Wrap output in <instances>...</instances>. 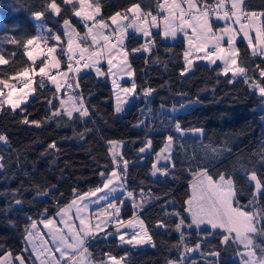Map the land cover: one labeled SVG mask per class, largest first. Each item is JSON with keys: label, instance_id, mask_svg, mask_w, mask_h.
Wrapping results in <instances>:
<instances>
[{"label": "trees", "instance_id": "obj_1", "mask_svg": "<svg viewBox=\"0 0 264 264\" xmlns=\"http://www.w3.org/2000/svg\"><path fill=\"white\" fill-rule=\"evenodd\" d=\"M133 3H140L142 9L156 14L155 0H102V15L107 18ZM246 5L249 11H264V0H246ZM44 6L45 0H0V53L8 59L15 52L10 63L24 49L8 41L12 38L23 41L38 35L33 13L42 11ZM64 18L84 32L82 23L70 11H62L59 17L46 13L41 19L45 32L40 34L48 36L51 29L65 42ZM214 27L218 26L214 24ZM149 42V51H131ZM48 43L57 42L49 40ZM125 45L133 74L121 87H132L135 82L136 88L132 104L122 114L114 113L107 79H98L92 73L80 74L79 88H76L88 109L85 117H79L78 113L71 120L66 115L53 116L60 108L59 97L47 81L45 88H38L22 106L25 112L0 111V134L6 135L8 141L0 146V164H3L0 168V257L11 253L12 257L21 255L29 261L24 253L26 226L32 220L53 218L58 206L63 207L73 199V189L84 193L100 185L99 173L110 172L115 167L109 155V141H116L121 145L120 155L129 162L124 193L133 192L136 204H143L142 208H134L129 198L121 206V198L115 199L121 207L120 220L128 221L134 212L138 214L155 246L145 250L128 247L119 237L115 238L114 229H108L106 232L113 233L110 238L100 236L90 241L94 261L105 260L107 253L117 259L125 257L124 264H238L236 257L240 250L231 241L222 245L223 233L195 232L186 226L177 231L175 226L181 218L185 225L189 224L184 215L188 186L194 180V173L204 168L214 179L219 173L233 177L236 201L243 210L264 208V197L255 205L249 204L255 182L248 181L240 167L243 165L249 173L255 170L264 181V97L244 83L243 78L230 83L231 75H224L221 65L211 67L206 76L197 66L182 76L177 47L163 44L159 34H152L147 40L129 35ZM240 61L252 80H264L260 76L264 56H254L244 49L240 52ZM193 83L197 84L196 89L189 92ZM146 89L153 91L145 96ZM66 90L73 95L71 89ZM48 100L52 101L51 105ZM184 107L189 108L180 113ZM24 116L40 121L41 126L21 123ZM177 123L183 133L202 129L203 134L181 137L176 131ZM169 136L173 137L170 165L160 168L168 174L161 180H153L154 158ZM148 141H151L149 154L144 156L139 150ZM53 142L55 149L49 148ZM205 145L223 151L213 157ZM45 191L48 195L39 194ZM17 200L21 203L16 204ZM129 238L130 235L125 237ZM196 244L200 245L199 249L186 251V247L195 249Z\"/></svg>", "mask_w": 264, "mask_h": 264}, {"label": "snow or ice", "instance_id": "obj_2", "mask_svg": "<svg viewBox=\"0 0 264 264\" xmlns=\"http://www.w3.org/2000/svg\"><path fill=\"white\" fill-rule=\"evenodd\" d=\"M155 4L156 14H153L151 10L142 9L140 3H133L127 9L117 11L105 18L102 15V0H61L60 3H57V0H50V2L45 0L44 9L33 13L36 20L44 18L47 12L59 17L62 11H70L73 16L79 18L85 31L81 33L69 19L64 18L62 28L63 36L67 37L66 46L65 42H62L61 35H57L51 29H48V36L35 35L23 41L10 39L9 43L23 47V55L32 63L17 68L12 74L0 69V111L10 110L16 113L19 109L20 112H25L26 108L22 105L28 103L29 96L36 93L38 88H45L46 81L55 86L56 93H60L62 88H79V74L83 69H94L97 75H105L98 66L105 60L109 66L108 74L117 76L120 73L131 76L133 69L129 63L130 53L125 45L128 31L132 29L148 37L153 27H162L165 37L175 38L178 32L184 33L189 47L183 54L185 68L181 75L193 67V59H204L210 64H216L219 60L224 65L223 74L231 73L230 83L238 77L243 78L244 83L250 84V87L258 90L260 96L264 97V80L257 82L248 76V69L242 65L240 49L236 46L237 38L242 36L243 40L247 41L248 48L252 50V55L264 56V11L259 13L249 11L246 0H155ZM62 5L67 8H62ZM216 21H223V26L214 27ZM189 29L191 30L190 36L188 35ZM253 33H255L254 36ZM49 40L57 43L49 45ZM141 50L149 51L150 42L142 45L141 48H133L131 51ZM199 53L203 55H198ZM15 56L16 53L12 52L6 59L0 53V65H8ZM62 64H66V68H62ZM113 69H117V72H113ZM260 76L264 78V69L260 70ZM34 77H39V79L36 80ZM12 80L16 83H10ZM17 84L20 85L19 88ZM34 84L37 87H33ZM113 87H119L115 79ZM135 88L136 84L133 82L131 89L124 88L123 92L128 94L134 92ZM5 89H7L6 93ZM152 91V89H146L144 95L147 96ZM67 95V101L60 100V108L53 112V116L66 115L71 120L74 119V113H78L81 118L89 114L84 106L82 95ZM48 103L51 105L52 101L48 100ZM122 110V102L117 95L116 112ZM20 122L36 127L41 126L40 121L29 120L27 116H24ZM176 131L183 134L179 123L176 124ZM193 131L203 134L202 129ZM167 140L168 143L164 149H161V153L170 149L173 137L169 136ZM0 142H8L6 135L0 134ZM109 144L115 146L117 142L109 141ZM150 144L151 141H148L147 145L139 151L145 152ZM203 147L213 157L223 151L212 145ZM49 148L55 149V142L50 144ZM109 152L115 167L110 172L99 173L100 185L84 193L73 189V199L63 207L58 206L56 215L60 217L59 222L54 217H45L39 221L48 229L52 246L49 245L48 240L43 238V234L37 227V221L32 220L31 225L26 226L25 240L31 245L32 255L39 261V264H124L125 257L117 259L107 253L104 254L105 260L94 261L89 250L90 241L96 239L97 234L104 232L113 221L116 225V234L122 244L155 246L144 221L137 217L135 212L133 219L128 221L119 219L121 209L110 197L118 189L126 190L129 162L113 148H110ZM161 153L157 154L158 159L161 158ZM162 158L169 159L168 156ZM240 167L244 170L247 180L255 182L253 200L249 201V204L255 205L260 197H264V181L258 178L255 170L249 173L243 165ZM0 168H3V164H0ZM152 169V175H156L158 171L164 175L168 174L166 170L158 168L155 163ZM191 188V196L185 201L187 205L185 211L190 214L191 223L185 225L184 219L181 218L175 226L177 231L182 226L189 228L195 226L200 230H203L201 226H205L213 231L222 229L227 233L223 237V243H228L231 239L244 246L245 251L241 254L243 264H264V208H255L253 211L243 210L236 201L235 180L227 173H219L218 178L214 179L208 174L206 168L200 169L194 173ZM39 194L48 195V192ZM143 195V190H141L142 198ZM127 197L132 199L134 208L143 207L142 203L136 204L133 192L128 191ZM101 201H106L107 204L98 210V215H95L90 205H99ZM20 203V200L16 201V204ZM120 205H123V201H120ZM73 209H75L74 213ZM94 215L95 224L92 223ZM175 215L180 214L175 213ZM76 221L79 223L77 224ZM121 228H138L139 231H133L130 238L125 239L128 233L121 234ZM111 235H113L112 232H105V237ZM183 235L181 232V242H183ZM37 238L41 241L39 246L35 243ZM199 248L200 245L196 244L195 249L186 247V251L192 252ZM257 249H259V254ZM27 250V248L24 249V251ZM56 253H59V257ZM211 254L218 255V253ZM7 255L11 256V253ZM15 260L19 261V264H27L23 256L18 255ZM0 264H10V261L0 257Z\"/></svg>", "mask_w": 264, "mask_h": 264}, {"label": "rangeland", "instance_id": "obj_3", "mask_svg": "<svg viewBox=\"0 0 264 264\" xmlns=\"http://www.w3.org/2000/svg\"><path fill=\"white\" fill-rule=\"evenodd\" d=\"M75 17V16H74ZM34 23H35V26H36V29L38 30V32L39 33H41L42 32V30H44V28H43V26H42V22H41V20H36L35 18H34ZM255 35V33H253V36ZM190 36V35H189ZM239 38V37H238ZM178 40H182V41H184V42H186V44H188V41H187V39L185 38V36H184V33L183 32H179V35H178ZM189 47V46H188ZM251 53H252V50H251ZM35 54V53H34ZM204 59H201V62L203 63L204 61H203ZM206 63V62H205ZM101 65V64H100ZM100 65H98L99 67H100ZM16 68V64L15 65H12L11 63H9L8 65H0V69H2L5 73H8V74H12L14 71L12 70V68ZM13 68V69H14ZM12 70V71H11ZM91 72L92 73H94L95 75H97V73H96V71L93 69V70H91ZM113 72H117V69L116 70H113ZM187 74V73H186ZM185 75V74H184ZM132 76V75H131ZM131 76H128V75H126V74H120V73H118L117 74V76H112V75H110V74H108L107 73V77H108V79H109V81H110V83H111V87H112V90H113V93H114V113L116 114V115H120V114H122L126 109H127V107H129V103H130V101H131V99H133L134 98V92H131V93H128V94H125L124 92H123V89L124 88H121L120 87V85H121V83H124V82H128V81H130V79H131ZM116 80L117 81V84L119 85V87H117V88H114L113 87V80ZM10 83H16V81L15 80H12V81H10ZM51 83V82H50ZM129 89H131V87L129 88ZM191 90H193V88H192V86H190L189 88H188V91L189 92H191ZM5 91V93L7 92V89H5L4 90ZM117 95H119V97H120V100H121V102H122V108H123V110L121 111V112H116V106H117ZM30 97V96H29ZM28 101H29V99H28ZM23 106V105H22ZM7 107V106H6ZM188 108L189 107H184V108H182L181 110H180V113H184V112H186L187 110H188ZM180 134V136L181 137H188V136H194V137H201V133H198V132H195V131H192V132H188V133H183V134H181V133H179ZM168 143V140H166V143H165V145ZM4 145V142H0V146H3ZM165 145H164V147L162 148V149H164L165 148ZM110 148H113L117 153H119L120 154V152H121V145H119V144H116L115 146H113V145H111L110 146ZM159 153H161V151L159 152ZM142 154L144 155V156H146V155H148L149 154V147H146V150H145V152H142ZM109 155H110V158H111V160H112V157H111V153L109 152ZM163 156H168L169 157V159H167V160H165V159H163L162 157ZM170 156H171V147H170V149L168 150V151H165V152H163V153H161V158L160 159H158L157 158V155L155 156V158H154V162H153V164L155 163V164H157V167L158 168H161V166H167V165H170ZM152 164V165H153ZM152 171H153V169H152ZM165 176H164V174H162V172H160V171H158L157 173H156V175H152V172H151V178L153 179V180H161V179H163ZM161 178V179H160ZM194 182V180L193 181H191L190 182V184H189V186H188V189H189V197L191 196V193H192V188H191V185H192V183ZM121 198V200L124 202V203H126V202H129V198L127 197V195H125V193H124V190H119L118 189V191L116 192V193H114L113 195H112V197H110V199H112V200H115V199H120ZM94 199V198H93ZM106 204H107V202L106 201H101L100 202V204L99 205H96V204H92V205H90V209H91V211L95 214V215H98L99 214V209L100 208H102V207H104V206H106ZM186 207H187V205H186V203H185V209H186ZM121 208V207H120ZM109 211H111V210H109ZM75 212V209H73V213ZM95 215L93 216V220H92V223L93 224H95L96 223V220H95ZM184 215H185V217H186V219L188 220V222L189 223H191V216H190V214L188 213V212H184ZM54 218L56 219V221L57 222H59V220H60V217L59 216H57V215H55L54 216ZM103 218V217H102ZM119 219H120V217H119ZM40 221V220H39ZM39 221H37V227H38V229L40 230V232L43 234V238L44 239H46V240H48L49 241V245L50 246H52L51 245V237L50 236H48V229H46L45 227H44V225L42 224V223H39ZM76 223L78 224L79 222L78 221H76ZM59 227H63V225H59ZM110 228H115L116 229V225H114V226H112L111 224H109L106 228H105V230H104V232H100V233H98L97 234V237H102V238H105V239H107V238H110L111 236H107V237H105V232L108 230V229H110ZM188 229L189 230H193V231H195V232H202V231H208V232H210V233H218V232H220V233H223L224 235H227V233L224 231V230H222V229H216V230H211L210 228H205V226H201V229H203V230H200V229H197L195 226H193V227H191V228H189L188 227ZM124 231H131V232H129L130 234H132L133 233V231H139V229L138 228H121L120 229V233L122 234V232H124ZM129 234V235H130ZM235 234L233 233V236H234ZM131 236V235H130ZM115 237V236H114ZM119 236L118 235H116V237L115 238H118ZM127 237V236H126ZM229 241H231L232 243H233V245H235L237 248H239V254L237 255V257H236V262L238 263V264H243V261H242V257H241V254L245 251V249H244V246L242 245V244H240L238 241L237 242H233L231 239L229 240ZM35 243L39 246L40 245V243H41V241H40V239L39 238H37L36 239V241H35ZM223 244H225V243H223L222 242V245ZM124 245V244H123ZM54 247V246H53ZM128 247H132V248H135V249H137V250H145V249H148V248H151V245H149V244H145V245H136V246H133V245H130V246H128ZM25 248H27L28 250L27 251H24V253L29 257V261L28 260H26L27 261V264H39V261H37L36 260V258H35V256L34 255H32V249H31V245H29L27 242H26V240L24 239V249ZM21 256V255H20ZM56 256L57 257H59V253H56ZM3 258H4V260H6V261H10V264H19V261H16L15 260V257H12V256H9V255H4L3 256ZM213 258H215V256L213 257ZM246 258V257H245Z\"/></svg>", "mask_w": 264, "mask_h": 264}, {"label": "crops", "instance_id": "obj_4", "mask_svg": "<svg viewBox=\"0 0 264 264\" xmlns=\"http://www.w3.org/2000/svg\"><path fill=\"white\" fill-rule=\"evenodd\" d=\"M76 19H78L79 20V18L78 17H75ZM215 20V19H214ZM109 23H110V21H109ZM223 24H224V22L223 21H216L215 22V25H217L218 27H222L223 26ZM1 22H0V29H1ZM63 29V28H62ZM43 32H45V30H42ZM84 31H85V29H84ZM150 31H151V35L152 34H159V36H160V39H161V41H162V43L163 44H166V45H172V46H176L177 47V49H178V56H179V58H178V61H179V70H180V74H181V72L184 70V68H185V60H184V52L188 49V44H186V42H184V41H182V40H178V35H179V32L177 33V36L175 37V38H172V37H165L164 35H163V29H162V27H159V28H157V27H153V28H151L150 29ZM43 32H41V33H43ZM39 33V32H38ZM38 35H41L40 33L38 34ZM129 35H133L134 37H136L137 39H141V40H147L150 36H148V37H145V36H143V34L142 33H136V32H134V30H132V29H129V31H128V35L127 36H129ZM188 35H191V30L189 29L188 30ZM253 35V34H252ZM64 40H65V46H66V41H67V37L66 36H64ZM125 41H126V39H125ZM236 46L240 49V52L242 51V50H244V49H247L250 53H251V49H249L248 48V46H247V41L246 40H243V38H242V36H239V38H237V41H236ZM41 47H42V44H41ZM252 54V53H251ZM198 55H203V53H199ZM191 58V57H190ZM204 62L202 63L201 62V59H193V67L191 68V69H189V71H187V72H185V75H182V76H186L187 74H189L190 72H192V70H193V68H194V66H197L198 67V69H199V71L201 72V74L203 75V76H206L207 75V72H208V70L211 68V67H213V66H215V65H221L222 66V69H223V67H224V65H223V63L221 62V61H217L216 62V64H210L207 60H203ZM26 62V63H25ZM206 62V63H205ZM32 62L31 61H28V59H27V57L26 56H24L23 55V53H20L14 60H13V62H11V64L12 65H15L16 64V68H12V70L13 71H15L17 68H20V67H24V66H27V65H30ZM37 63H39V61H37ZM101 65H100V68H101V70L105 73V75H102V76H100V75H95L94 73H92L91 72V70H93V69H83L81 72H80V74L81 75H83V74H86V73H92L96 78H98V79H103V78H106L107 79V81H108V83H109V85H110V87H111V83H110V81H109V79H108V77H107V73H108V64H107V62H106V60L105 61H102L101 63H100ZM11 70V71H12ZM113 70H116V69H113ZM187 73V74H186ZM79 74V75H80ZM229 75H231V73L229 72L228 73ZM30 75H31V73H30ZM36 78H39V77H34V79H36ZM47 84L55 91V86L54 85H52L49 81H47ZM191 86H192V88H193V90H195L196 89V86H197V84L196 83H193V84H191ZM120 87H121V85H120ZM131 87V86H130ZM129 87V88H130ZM122 88V87H121ZM111 90H112V87H111ZM193 90H191V91H193ZM56 93V92H55ZM57 94V96L59 97V104H60V100L61 99H64L65 101H67V98H68V93H67V90H66V88H62V90H61V92L60 93H56ZM32 97H33V95H30V97L28 98L29 100L30 99H32ZM112 99H113V108H114V93H113V90H112ZM132 102H133V99H131V101H130V103H129V106L132 104ZM128 108V107H127ZM61 111H62V109H61ZM115 229V228H114ZM115 231H116V229H115ZM129 232H131V231H124V232H122V233H128V235L130 234ZM131 235V234H130Z\"/></svg>", "mask_w": 264, "mask_h": 264}, {"label": "built area", "instance_id": "obj_5", "mask_svg": "<svg viewBox=\"0 0 264 264\" xmlns=\"http://www.w3.org/2000/svg\"><path fill=\"white\" fill-rule=\"evenodd\" d=\"M71 91L73 92V95H74V96H75V95H78V91H77L76 88L71 89ZM136 216H137V215H136ZM112 223H114V221H113Z\"/></svg>", "mask_w": 264, "mask_h": 264}]
</instances>
